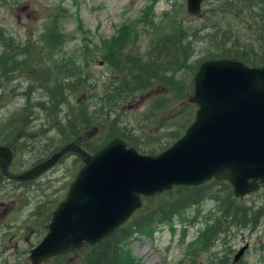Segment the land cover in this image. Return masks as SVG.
<instances>
[{
  "label": "trees",
  "instance_id": "trees-1",
  "mask_svg": "<svg viewBox=\"0 0 264 264\" xmlns=\"http://www.w3.org/2000/svg\"><path fill=\"white\" fill-rule=\"evenodd\" d=\"M203 3V10L198 15L204 17L201 27L191 29V26L178 25L157 31L146 51L123 52V39L120 38L107 44L101 53L113 77L107 84H97L87 71L80 72L78 77L70 75L69 68H66L69 63L51 62L52 55L44 56L45 50L38 48L39 41L35 44L29 41L4 44L11 51L5 49L0 55V77L6 78L12 72L23 73L27 85L20 93L18 108L0 120V143L15 145V155L20 153L16 162L23 165L24 155L29 152L26 148L30 147L26 133L36 120L43 121L41 126H46L35 130L39 132L36 138L44 139L49 132L56 134L55 139L49 140L42 149L37 161L70 142L92 153L116 136L125 138L142 154L152 155L165 149L181 136L193 119L195 106L187 101L186 89L198 63L223 58L238 60L251 67L264 65V0H204ZM241 14L256 20V47L239 45L238 40L231 37L232 30L220 26L225 16L235 19ZM59 37L58 33L53 42ZM228 40H231L230 44H227ZM199 41L206 43L208 48L198 52ZM14 49L20 51L21 57L13 53ZM198 53L200 55L196 56ZM152 88L160 89L161 94L152 97L140 113L121 109V105L130 104L136 95ZM78 91L82 93L77 94ZM83 94L88 97L82 98ZM76 96L80 98L74 101ZM169 106H176V117L161 119V114ZM137 116L141 117L140 120ZM155 121L157 124H153ZM132 122L142 123L140 129L143 132L138 133L131 127ZM153 127L155 132L150 131ZM96 128L103 130V142L99 145H93L92 139L84 133ZM158 131L162 133L158 134ZM82 135L85 137L80 138ZM31 160L35 161V156ZM204 198L217 202L220 216L214 218L199 236L203 251L229 227L254 230L264 215V201L255 209L238 205L225 181L211 180L195 187H174L163 194L144 198L142 207L99 243L85 245L49 260L69 264L66 259L75 255L78 261L70 264H137L127 248L132 236L151 237L158 224L167 223L174 215ZM224 221L228 223L224 224ZM259 251H264V240ZM221 263L241 264V261L232 263V258L225 257Z\"/></svg>",
  "mask_w": 264,
  "mask_h": 264
},
{
  "label": "rangeland",
  "instance_id": "rangeland-1",
  "mask_svg": "<svg viewBox=\"0 0 264 264\" xmlns=\"http://www.w3.org/2000/svg\"><path fill=\"white\" fill-rule=\"evenodd\" d=\"M203 18L202 14L198 18L189 17L185 11V0H0V55L5 49L8 52L11 51V48L4 47L6 43L17 45L29 41L35 44L36 41H39L38 48L45 50L44 56L52 55L51 62L65 61L69 63L66 68H69L70 75L78 77L80 72L84 74L87 71V75L96 80L97 84L100 82L107 84L113 79L112 72L101 58V53L104 52L107 44L120 38L123 39V52L146 51L157 35L155 32L178 25L191 26V29L198 28L201 27ZM225 19H221L223 22L220 26L229 27L232 30L230 31L231 37L237 39L239 45L251 44L256 47L255 39L258 32L255 28L256 20H253L252 16L241 14L232 19L227 15ZM229 19L230 21H228ZM58 33L61 38H56V41L53 42V38ZM124 38L127 40L125 41ZM230 42L231 40H228L227 44ZM199 45L198 52L208 48V45L202 41H199ZM216 49L218 48L216 47ZM51 51L53 52L51 53ZM13 53H18V56L21 57L19 50L14 49ZM199 55L200 53L196 56ZM26 83L23 73L12 72L6 78L0 77V120L21 104L20 93H23ZM76 93L81 94L82 92ZM159 94H161L160 89L152 88L136 95L130 104L121 105V109L138 114L152 97ZM87 95L83 94L82 98H87ZM79 98L80 96H76L74 101ZM92 101L94 100L92 99ZM176 110V106L173 108L169 106L161 114V119L176 117ZM124 112L122 111V113ZM137 118L140 120L141 117L137 116ZM42 122L34 120L33 128L29 129V133H26L29 136L30 147L26 148L29 152L24 155V167L33 162L31 159L34 156L36 158L37 154L42 152L49 140L52 142L55 139L56 134L53 132H49L44 139L36 138L39 136V132H35V130L46 127L45 125L41 126ZM142 123L132 122L131 127L138 133H142L143 131L140 129ZM153 124H157V121ZM150 131L155 132V127ZM84 133L88 139H92L93 145L103 142V138H101L103 130L99 128ZM85 136L82 135L80 138ZM0 145H4V143H0ZM7 147L14 152L17 148L13 144H8ZM74 154L67 153L56 166L42 176V180L39 179L43 191H45L46 184L48 185L46 191L51 193L49 198L53 199L52 207L64 194V182L69 184L81 166V161ZM18 157H20V153L15 155V159ZM8 194L9 196L5 200L16 199L11 196L13 195L12 191L5 195ZM234 199L240 206L255 209L263 203L264 196L263 191L259 190L248 196ZM7 205L11 209L15 207L17 209L10 214L8 211L0 218V221L4 219V225L8 224L7 228H10L3 227L2 229L0 264H29L25 255L29 248L28 245L32 244L33 238H35L29 229L33 228L35 231L40 227H38L37 221L28 222L27 210L23 211L22 207L18 208L17 202L7 203ZM217 206V202L214 200L204 198L178 215H174L167 223L158 224L155 231L151 233V237L136 235L130 238L127 247L130 255L137 264H222V259L232 258L235 251L246 243L248 248L240 260L241 264H264V251H259V245L264 240V215L254 230L229 227L211 242L206 250H201L202 243L198 240L199 236L214 218L220 216ZM2 208L3 205H0V212ZM14 211H18L16 220L18 222H14L16 227L21 221L24 222L18 230L8 223V219ZM227 223L224 221V224ZM25 238H29V244L24 241ZM12 239L15 245L9 242ZM16 248L17 254L22 251V257H14ZM77 261L78 257L75 255L66 259V263L69 264ZM52 262L53 260H48L41 264H52ZM53 264L56 263L53 262Z\"/></svg>",
  "mask_w": 264,
  "mask_h": 264
},
{
  "label": "water",
  "instance_id": "water-1",
  "mask_svg": "<svg viewBox=\"0 0 264 264\" xmlns=\"http://www.w3.org/2000/svg\"><path fill=\"white\" fill-rule=\"evenodd\" d=\"M203 0H185L197 16ZM196 106L183 134L154 155L138 153L123 137L109 139L89 154L73 143L13 177L29 181L50 170L67 152L81 167L63 199L51 212L46 232L27 255L30 264L94 245L115 231L142 205V198L172 187L223 180L234 197L264 190V65L207 59L195 68L187 88ZM11 151L0 146V171L6 174ZM247 244L234 254L236 262Z\"/></svg>",
  "mask_w": 264,
  "mask_h": 264
},
{
  "label": "flooded vegetation",
  "instance_id": "flooded-vegetation-1",
  "mask_svg": "<svg viewBox=\"0 0 264 264\" xmlns=\"http://www.w3.org/2000/svg\"><path fill=\"white\" fill-rule=\"evenodd\" d=\"M11 152H12V160L9 163L10 166L9 165L7 166L6 174H3L2 172H0V205H3L2 211L0 212V218L3 217L8 211H9L8 214H10L13 210L17 209V207L11 209L7 205V203H12V202L16 203L17 202L18 208L22 207L23 211L27 210L28 222L33 223V222L37 221L38 227H40V229L38 231L37 230L33 231V228L29 229V232L35 237V238H33V243L29 244V238L24 239V241L27 244H29L28 245L29 248L26 251V255H25V258H26L29 249L31 247H33L36 244V242L39 241V239L42 237V235L45 232V221H46V218L47 217L49 218V216L51 214L53 199L51 200L50 199L51 197L49 198V195L51 193L49 191H46L48 188L47 184L45 187L46 192L43 191L42 183L39 181V179H41L42 176H39L37 179L30 180V181H16L13 178V177L19 175L23 170H25V169L33 166L35 163H37L38 162L37 160L40 159L39 157L41 156L42 152L37 154V157H36L34 164H32L29 167L28 166H26V167L21 166L18 162L16 163V161H14V157H13L14 152L12 150H11ZM61 159L59 161H61ZM66 188H67V185H65V190H66ZM9 191L13 192V195H11V196L15 197L16 199L8 200V201L5 200L9 196V194L7 196L5 194ZM55 192H58V191H55ZM3 202H5V203H3ZM17 212L18 211H14L11 214V216L8 219L9 220L8 223H9V225L15 226V228L18 230L21 228V226H22V224H24V222L21 221L19 223V226L16 227L14 222L15 223L18 222V221H16L18 219ZM3 220L0 221V238L3 236L2 235L3 227H5L6 229H10V228H7L8 224L4 225ZM31 234H30V237H31ZM9 242L14 243V245H15V242L13 241V239L9 240ZM21 254H22V251H21V253L17 254V248H16V251L14 252V257L20 258L23 256V255L21 256ZM4 256H6V255H4Z\"/></svg>",
  "mask_w": 264,
  "mask_h": 264
},
{
  "label": "bare ground",
  "instance_id": "bare-ground-1",
  "mask_svg": "<svg viewBox=\"0 0 264 264\" xmlns=\"http://www.w3.org/2000/svg\"><path fill=\"white\" fill-rule=\"evenodd\" d=\"M62 148V147H61ZM86 152V151H85ZM67 153H73V152H67ZM67 153H65V154H67ZM10 166V165H9ZM6 177V176H5ZM35 179H37V178H35Z\"/></svg>",
  "mask_w": 264,
  "mask_h": 264
}]
</instances>
